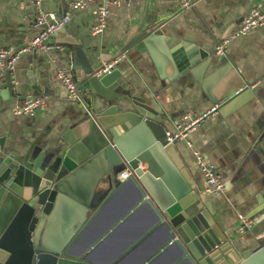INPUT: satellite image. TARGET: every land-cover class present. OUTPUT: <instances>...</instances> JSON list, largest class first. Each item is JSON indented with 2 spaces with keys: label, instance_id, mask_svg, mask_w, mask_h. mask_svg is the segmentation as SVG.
I'll return each mask as SVG.
<instances>
[{
  "label": "crops",
  "instance_id": "1",
  "mask_svg": "<svg viewBox=\"0 0 264 264\" xmlns=\"http://www.w3.org/2000/svg\"><path fill=\"white\" fill-rule=\"evenodd\" d=\"M70 1L45 0L42 7L63 14ZM98 2L71 14L67 24L69 36L79 42L91 66L122 56L115 67L121 74L116 92L124 101L117 105L130 106L131 101H136L151 107L158 113L152 118L163 126L165 133H172L185 115L201 117L215 108L192 130L188 138L191 146H177L183 162L181 171L186 182L202 193L204 182L193 153L203 154L219 169L226 191L220 196L206 194L212 218L219 230L235 239L234 244L243 246L242 250L256 251L264 245L261 225H254L239 238L235 232L238 214L247 217L259 207V201L264 203V27L236 38L232 35L244 15L251 8L263 7L264 0H199L188 9H181L180 2L171 0H132L110 7L105 29L93 35L96 19L91 11ZM31 11V0H0V50L16 51L33 39L36 31L31 27ZM142 33L160 34L155 38L159 41H177L180 57L190 65L180 70L176 54L163 44L161 48L147 43L141 50L135 45L124 49L129 35ZM65 38V34L57 33L53 40ZM223 39H229V43L224 56H218L216 47ZM56 44L61 46L60 51L22 54L10 83L5 81L0 89V144L5 154L29 153L34 146L62 147V136L71 134L82 121L89 104L96 108L101 105L98 95H90L81 87L83 74L74 65L72 45ZM65 49L70 51L69 56ZM201 50L206 53L203 60ZM58 69L65 70L80 85L79 100L67 97L57 78ZM40 96L47 97L44 107L30 116L14 114V108L26 98ZM131 110L134 111L133 106ZM126 136L118 144L129 150L139 151L154 142L153 135L144 127L133 129ZM181 171L175 169L182 179ZM103 173L98 166L90 165L77 176L81 175L83 188L104 195L109 187ZM125 173L128 171L122 174ZM120 180H124L122 175ZM135 197L133 187L125 183L95 220L96 237L125 215L97 246V256L104 262L137 263L164 237L161 230L151 236L143 235L152 221L146 207L126 214ZM255 217L258 219L260 214ZM177 257L178 252L173 250L155 264H172Z\"/></svg>",
  "mask_w": 264,
  "mask_h": 264
},
{
  "label": "water",
  "instance_id": "2",
  "mask_svg": "<svg viewBox=\"0 0 264 264\" xmlns=\"http://www.w3.org/2000/svg\"><path fill=\"white\" fill-rule=\"evenodd\" d=\"M58 34H65L66 38L50 42L72 45L74 65L83 74L81 87L90 95H98L102 102L99 108L89 104L82 121L71 134L62 136V147L34 146L29 153L5 154L0 144V263L111 264L97 256L96 249L125 215L118 217L96 237L94 224L120 187L129 183L136 197L126 214L144 206L152 221L143 235L151 236L159 230L164 233L162 241L134 264H155L173 250L178 252V257L172 264H264V245L253 251L242 250L243 246L234 244L235 239L216 226L211 204L205 200L206 194L195 190L188 180L186 182L177 148L178 145L186 148V141L165 143V130L152 118L158 113L151 107L136 101H131L130 106L119 107L117 103L124 101V97L116 92V82L121 76L119 70L95 76L94 72L102 66L101 61L94 66L87 63L79 42L69 36L67 25L61 27ZM160 36L156 33L129 35L124 49L135 45L141 50L147 43L161 48L163 44L176 54L179 69H186L190 63L180 57L179 43L173 39H155ZM64 53L69 56L70 51L65 49ZM205 57L206 53L201 50L200 60ZM114 99L116 101L112 103ZM143 127L154 137L148 147L137 151L118 144L127 138L129 131L142 130ZM90 165L98 166L104 172L103 180L109 189L102 200L64 249L53 251L36 246L35 237L39 236L40 229L70 199L75 178ZM174 168L181 171L182 179ZM125 171L129 176L121 181ZM257 214L260 217L255 226L261 225L260 231H263V201H259V207L247 217Z\"/></svg>",
  "mask_w": 264,
  "mask_h": 264
},
{
  "label": "built area",
  "instance_id": "3",
  "mask_svg": "<svg viewBox=\"0 0 264 264\" xmlns=\"http://www.w3.org/2000/svg\"><path fill=\"white\" fill-rule=\"evenodd\" d=\"M44 1L45 0H31V27L36 31L33 39L25 47L16 51H13L12 49L0 50V89L7 81L10 83L9 80L11 79V73H13L15 63L22 54L29 52L47 53L49 51H60L61 46L54 42H50V40L57 35L58 30L61 27L69 23L72 13L86 10L89 3H94L96 0H71L68 10L63 14L45 11L42 7ZM130 1L132 0H99L91 11L96 19V24L93 28L92 34L96 35L105 29L110 7H119L120 5ZM171 1L180 2L181 9H188L193 7L199 0ZM262 27H264V6L254 7L251 8L246 15H244L234 30L232 37L236 38L243 36ZM228 43L229 39H223L220 41L216 47L215 54L218 56H224V49ZM121 59L122 56H116L113 61L103 63L102 66L94 72V75L99 77L110 73L115 69ZM57 78L61 85L66 89L67 97L71 100H79L80 85L73 81L68 76V73L63 69L57 70ZM46 101V96L28 97L21 105L14 108V114L30 116L36 109L44 107ZM214 111L215 108H212L208 113L202 115L201 117L198 116L194 118H190L189 115H185L183 117V122L177 124L172 133L166 132L164 142L171 143L173 140H184L186 141L187 146L190 147L191 144L188 142V138L190 137L192 130L199 120ZM193 155L198 172L204 182L203 193L212 196L223 195L226 191V185L221 179L219 169L203 154L194 152ZM128 176L129 173L122 174L123 179H126ZM256 220L257 217L255 216L248 218L245 215L238 214L235 236L237 238L242 237L247 231L254 227Z\"/></svg>",
  "mask_w": 264,
  "mask_h": 264
},
{
  "label": "rangeland",
  "instance_id": "4",
  "mask_svg": "<svg viewBox=\"0 0 264 264\" xmlns=\"http://www.w3.org/2000/svg\"><path fill=\"white\" fill-rule=\"evenodd\" d=\"M80 177L81 175L77 176L71 186L70 199L40 229L39 236L35 237L36 246L53 251L64 249L86 221L89 212L102 200L103 195L82 187Z\"/></svg>",
  "mask_w": 264,
  "mask_h": 264
}]
</instances>
